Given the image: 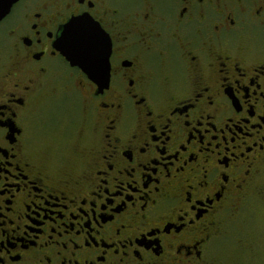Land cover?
<instances>
[{
    "label": "flooded vegetation",
    "instance_id": "obj_1",
    "mask_svg": "<svg viewBox=\"0 0 264 264\" xmlns=\"http://www.w3.org/2000/svg\"><path fill=\"white\" fill-rule=\"evenodd\" d=\"M95 2L113 33L116 71L103 93L59 50L52 55L47 41H37V28H55L73 11L66 0H14L0 18V94L9 99L6 113L14 107L18 127L8 141L11 163L0 170V264L216 263L215 239L229 234L227 224L254 199H264V96L228 93L236 77L248 78L264 61V0ZM60 106L55 123L42 125L45 110ZM194 124L206 130L194 132ZM221 126L227 141L217 149L213 139L205 148L199 136L208 140ZM48 127L64 137L68 152L57 156L53 141L54 153L44 159L36 136ZM153 128L172 157L168 168ZM78 137L83 147L74 146ZM181 141V155L171 153ZM105 179L108 191L133 181L107 210L96 194ZM185 210L188 223L180 227Z\"/></svg>",
    "mask_w": 264,
    "mask_h": 264
},
{
    "label": "snow or ice",
    "instance_id": "obj_2",
    "mask_svg": "<svg viewBox=\"0 0 264 264\" xmlns=\"http://www.w3.org/2000/svg\"><path fill=\"white\" fill-rule=\"evenodd\" d=\"M66 2L70 8H73V11L65 15L63 19L58 22L55 28L46 27L43 33H41L39 28H37V41L40 45H43L45 41H47L49 45V51L52 55H56L57 50H59V52L62 53L63 56L66 57L72 65L78 66L79 69H82L83 73L86 74L88 78H90V82H95L96 87L101 93H103L105 87L110 82L111 72L116 71V69L113 68L111 64L113 40V33L110 31L111 24L104 15L100 14L99 10L97 9L95 0H66ZM3 3L4 0H0V4ZM33 27H36V25L34 24ZM29 43H31V41ZM34 50L38 53L36 59L39 60V58L44 55V50L42 47L35 48ZM260 63L261 66L258 68V70L251 72L248 78H243V73L240 77H236L233 86L228 88V93H230V95H233L234 97H243L245 92L251 89L253 91L259 90L260 95L264 96V61H261ZM40 67L43 68L44 66L41 65ZM83 79L84 76L78 77V80L82 81ZM237 85L239 87H237ZM209 99H211L210 95ZM236 103L239 106H242L240 100H236ZM9 107L8 97L6 95L0 94V164L3 165V168L0 170L3 171H7V166L9 163H11V161H9L7 158L10 155V150L12 149L13 145L8 143V141L15 140L14 133L18 130L16 123L17 113L14 107L10 108L7 113L5 112V108ZM243 115L247 117L248 113L245 111ZM149 116H151V113H149ZM188 119V117H185V120ZM237 119H239V117H237ZM259 120H264V112L260 113ZM259 120L254 121V124H258ZM192 128L194 132L200 133H203V131L206 130V128L201 129L198 125L195 124L192 125ZM152 131L153 133H155L156 137L154 146L160 148L162 158L164 160V167L168 168V161L172 157L169 151L166 149V146L160 143L161 134L159 132H156L155 128H153ZM221 134L223 136V139L221 138ZM227 137L228 133H225L224 127L221 126L220 134H214L213 136H210L208 140H205L204 136L201 134L199 136V139L205 145V148L211 145L212 140L215 139L217 143L213 145V147L219 149L221 143H225L227 141ZM232 138H235V133H232ZM226 146L229 148L231 147L230 145ZM181 148H185L184 141H181L176 147H172L170 149V152L175 153L177 156H180ZM189 151H195V149H191ZM129 153L131 155V152ZM12 154L14 155L15 153L13 152ZM160 159L161 154L158 153L156 155L157 163L160 161ZM187 160V156H184L180 160V164L177 165V167L182 168L183 165L187 163ZM226 162L227 161L225 160V163ZM152 170L154 171L155 169ZM106 175L107 174L105 173V176ZM4 179L5 181H7V177H4ZM103 183L105 185L104 190H97L96 194L100 196L101 203L105 206V210H107L109 204L115 206V204L120 203L124 199L122 192L125 189L131 192L133 185V181H129L128 184L124 187H122L118 183L115 187L112 188L111 191H108L107 179H105ZM17 187H19V184H17ZM3 192L4 185L0 184V196H3ZM117 195L120 196V200L114 199V197ZM189 198L191 199V206L195 207L196 199H192L191 195ZM95 207V198H93V203L90 205V209L92 210L93 215L98 216V214L94 211ZM45 211H47V209H45ZM36 215H39V212H37ZM187 215V210L181 213L180 219L178 221L180 227H184L185 224L188 223V221L184 220V217ZM84 216L86 219H88L89 223H92L91 219L88 218L87 212L84 213ZM189 219L191 223H195L197 217L193 215ZM4 220L5 212L3 208H0V228H3ZM81 223H83V221H81ZM12 227L16 228L17 225L13 224ZM150 227L158 231L164 228V224H153L150 225ZM178 231L179 229H177V232ZM173 238H176L175 234H173ZM3 242L4 237L0 236V246L3 245ZM178 243L183 244L184 241L179 240ZM169 246H171L170 241ZM3 256L4 253L0 252V258H3Z\"/></svg>",
    "mask_w": 264,
    "mask_h": 264
},
{
    "label": "rangeland",
    "instance_id": "obj_3",
    "mask_svg": "<svg viewBox=\"0 0 264 264\" xmlns=\"http://www.w3.org/2000/svg\"><path fill=\"white\" fill-rule=\"evenodd\" d=\"M62 110L63 107L61 106L50 111L45 110L42 125H53L55 123L53 119L63 114ZM52 111L54 112L52 113L53 117L50 114ZM70 113L66 112L65 115L70 118ZM80 119L81 116L78 120L79 126L82 124ZM62 124L67 125L66 122ZM52 130L51 127H48L38 132L36 136V148L38 150L42 149L39 152L44 159L54 153L55 142L58 146L57 156L61 155L62 152H68V149H64L61 145L65 141L64 137L53 133ZM80 134H84L83 131H80ZM74 146L76 148L84 146L80 137L74 141ZM253 205L246 207L241 217L238 216L237 219L231 220L227 224L225 229L229 231V234L215 239L211 255L216 263L212 264H243L244 258L250 264H264V199L261 201L254 199ZM240 240L243 241V244H246L244 247H241Z\"/></svg>",
    "mask_w": 264,
    "mask_h": 264
},
{
    "label": "water",
    "instance_id": "obj_4",
    "mask_svg": "<svg viewBox=\"0 0 264 264\" xmlns=\"http://www.w3.org/2000/svg\"><path fill=\"white\" fill-rule=\"evenodd\" d=\"M13 1L14 0H4V3L0 4V18L3 17V15H5L9 11L11 3Z\"/></svg>",
    "mask_w": 264,
    "mask_h": 264
}]
</instances>
